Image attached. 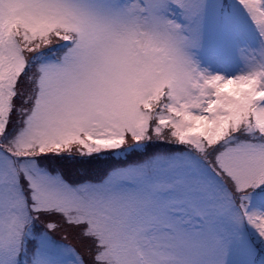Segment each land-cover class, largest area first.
I'll return each mask as SVG.
<instances>
[{
	"label": "snow or ice",
	"instance_id": "6c2138e0",
	"mask_svg": "<svg viewBox=\"0 0 264 264\" xmlns=\"http://www.w3.org/2000/svg\"><path fill=\"white\" fill-rule=\"evenodd\" d=\"M0 264H264V0H0Z\"/></svg>",
	"mask_w": 264,
	"mask_h": 264
}]
</instances>
